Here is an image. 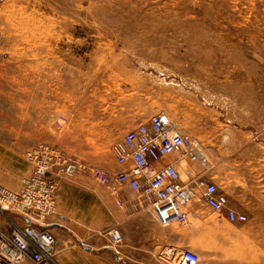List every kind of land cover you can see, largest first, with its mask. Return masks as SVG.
Returning a JSON list of instances; mask_svg holds the SVG:
<instances>
[{"label":"rangeland","instance_id":"1","mask_svg":"<svg viewBox=\"0 0 264 264\" xmlns=\"http://www.w3.org/2000/svg\"><path fill=\"white\" fill-rule=\"evenodd\" d=\"M160 111L209 156L208 171L182 159L181 180L210 177L248 219L230 223L194 198L186 223H164L129 190L130 209L170 233L154 252L169 264L182 250L197 264H264V0H0V186L20 187L39 144L115 172L113 145ZM56 180L53 234L64 226L78 249L101 242L118 258L123 237L112 249L103 233L118 230L123 199L89 170ZM9 219L22 224L0 213L1 230Z\"/></svg>","mask_w":264,"mask_h":264},{"label":"built area","instance_id":"2","mask_svg":"<svg viewBox=\"0 0 264 264\" xmlns=\"http://www.w3.org/2000/svg\"><path fill=\"white\" fill-rule=\"evenodd\" d=\"M120 169L109 172L88 167L75 158L65 157L59 150L45 144L31 147L27 152L29 173L17 190L0 186V213H12L22 224L10 220V230L0 229V264H56V237L49 220L63 219L57 210L56 178L77 171L89 170L93 178L108 187L118 202L121 191L129 188L153 208L156 217L164 223L175 220L186 223V204L191 199L203 201L209 208L223 214L230 223H245L247 215L232 206L227 194L206 175H194L187 181L180 177L182 159L208 171L211 163L207 151L191 137L179 131L160 111L146 121L129 129L112 147ZM170 155L173 158L168 160ZM135 206L136 202L133 203ZM105 236L114 249L122 242L117 229H107ZM169 256L176 250L167 251ZM178 264H197L195 254L179 251Z\"/></svg>","mask_w":264,"mask_h":264},{"label":"crops","instance_id":"3","mask_svg":"<svg viewBox=\"0 0 264 264\" xmlns=\"http://www.w3.org/2000/svg\"><path fill=\"white\" fill-rule=\"evenodd\" d=\"M196 166L200 169L198 165ZM219 188L227 194L232 206L244 212L232 201L229 192L225 188ZM129 190V188L123 189L122 202L125 206L118 211V230L123 237V243L120 244L121 255H119L118 258L111 255L112 251L106 248L107 246H105V243L101 242H97L93 246H90L91 249H78L73 243V236L68 234V229L63 226L55 228V263L130 264L129 262L134 259L133 261L138 264H169L160 255L162 252L158 254V252L155 253L154 250L161 251L160 248L162 249L166 246L171 247L172 241L170 240L172 238L169 237L170 233L166 228L153 225V220L149 213L130 209L133 208V204L127 195V191ZM139 258L141 260H138Z\"/></svg>","mask_w":264,"mask_h":264},{"label":"bare ground","instance_id":"4","mask_svg":"<svg viewBox=\"0 0 264 264\" xmlns=\"http://www.w3.org/2000/svg\"><path fill=\"white\" fill-rule=\"evenodd\" d=\"M170 118V117H169ZM171 120V119H170ZM172 121V120H171ZM176 126H178V128H179V125H178V123L176 122V121H172ZM179 131H180V128H179ZM173 157H174V155H173ZM172 157V158H173Z\"/></svg>","mask_w":264,"mask_h":264}]
</instances>
